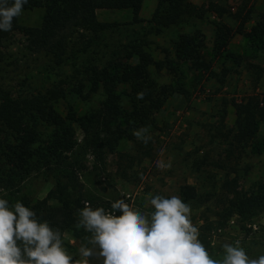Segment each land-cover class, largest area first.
<instances>
[{
    "label": "trees",
    "instance_id": "16d2710c",
    "mask_svg": "<svg viewBox=\"0 0 264 264\" xmlns=\"http://www.w3.org/2000/svg\"><path fill=\"white\" fill-rule=\"evenodd\" d=\"M251 1L254 3V0H244V7ZM143 2L28 0L23 7V11L36 8L44 11L40 27L35 28L34 51L51 58L50 67L57 70L54 72L57 77L47 88H36L26 93H16L0 86V189H3L0 198L8 200L10 206L20 201L33 209L38 220L48 221L53 229L60 230L62 240L67 230L85 240L91 235L83 227L76 228L79 210L85 202L83 183L73 176L65 175L68 181H64L62 175L57 176L55 188L39 199L22 192L21 185L42 170L55 173L57 170L59 174V165L78 144L76 123L92 153L104 162L106 152L113 151L121 139H131L134 131L152 126L156 114L171 96L188 93L189 88L182 78L176 79L175 83H160L152 76V68H166L180 75L184 72V62H188L190 69L203 73L212 70L217 57L228 55L240 64L244 56L229 49L235 33L243 35L255 46L264 45V11L249 25L254 14L253 4L245 16L242 15L245 8L239 10L233 14L239 22L237 27H233L222 20L231 10L210 3L209 6L217 13L210 52L206 51L203 35L198 30L180 32L173 39L174 58L171 59V52L166 51L163 60H156L149 50V36L203 19L207 7L191 0H158L152 16L146 20L140 15ZM99 9H128L132 12L130 23L147 24L142 32L135 30L127 42L105 52L102 56H107V53L108 56L102 63H99L102 56H98L99 51L94 46L100 45L104 36L116 30L120 23L100 20L97 15ZM19 22L20 16L13 20L12 28ZM5 33L0 31V36ZM67 67L70 73L65 71ZM249 69H257L258 83L264 69L257 63H251ZM229 71L225 68L223 75ZM211 72V75L219 76L215 71ZM219 79L222 80L221 77ZM102 87L105 97L101 107L83 116L78 117L74 109L64 116L57 108V103L70 93L87 100ZM141 92L144 98L137 99ZM233 105L236 110L235 127L226 135L231 154L245 151L253 145L264 120V104L259 95H250ZM222 187L235 197V201L224 208L228 219L237 215L250 220L264 205V177L255 182V189L251 192L239 190L237 178H226ZM180 194L184 201L200 197L196 187L189 184L181 187ZM92 205L93 208L103 207L105 211L108 208L103 203L93 202Z\"/></svg>",
    "mask_w": 264,
    "mask_h": 264
},
{
    "label": "rangeland",
    "instance_id": "374dc122",
    "mask_svg": "<svg viewBox=\"0 0 264 264\" xmlns=\"http://www.w3.org/2000/svg\"><path fill=\"white\" fill-rule=\"evenodd\" d=\"M191 1L206 5L204 18L171 27L160 35H150L149 50L156 60H163L166 51L171 52V59L174 58L173 39L180 32L198 30L203 35L206 51L210 52L214 21L217 19L210 3L231 10L222 20L233 27L239 23L233 16L239 10L245 8L242 14L245 16L253 4L254 14L249 25L264 11V0L251 1L247 7L243 5L244 0ZM157 3L158 0H144L141 17L149 19ZM43 13L41 8L22 11L20 22L0 36V86L16 93H26L36 88H47L56 79V69L50 67L51 58L34 51L35 28L40 27ZM97 15L102 21L120 23L116 30L104 36L100 45L94 46L100 57L121 42H127L135 30L142 32L147 25L146 22L130 23L132 12L128 9H99ZM229 49L236 55L244 56L243 62L238 64L229 55L217 57L211 71L219 76L211 75V71H194L189 68L188 62H184V72L180 75L166 68H152V76L158 82L175 83L176 79L182 78L189 91L185 95L175 93L156 114L154 124L144 133L151 137L147 144L135 135L131 139H121L113 151L106 152L104 162H100L86 144L84 133L76 123L78 144L59 165V174L57 170L56 173L52 170L36 172L21 185L22 192L34 199L43 198L55 188L57 176L62 175V179L68 181L65 175H69L83 183L85 201L92 207L93 202L103 203L108 207L106 212H111L112 203L124 199L134 210L150 215L154 211L151 197L175 195L182 199L181 187L193 185L200 197L191 201L182 200L190 205L191 220L199 229V240L213 259L222 260L225 254L223 244H235L237 240L250 258L264 255V205L250 220H243L237 215L228 219L224 208L234 202L235 197L222 187L226 178H237L239 190L251 192L255 189V182L264 177V120L260 123L253 145L245 151L231 154L226 138L235 127L234 102L259 95L264 104V74L257 83V69H249L251 63H257L264 69V45L255 46L243 35L235 33ZM107 56H102L99 63L104 62ZM225 68L230 71L224 76ZM65 71L70 73L68 67ZM104 94L103 87L87 100L70 93L57 103V108L64 116L74 109L80 117L100 108ZM125 106H128L127 102ZM157 162L170 164V167L160 169ZM115 214L122 213L117 211ZM91 236L92 233L85 240L67 230L63 246L70 255L79 258L81 245L94 247L89 243ZM90 264H102V261L93 257Z\"/></svg>",
    "mask_w": 264,
    "mask_h": 264
},
{
    "label": "clouds",
    "instance_id": "9594fccd",
    "mask_svg": "<svg viewBox=\"0 0 264 264\" xmlns=\"http://www.w3.org/2000/svg\"><path fill=\"white\" fill-rule=\"evenodd\" d=\"M28 0H0V31H11ZM138 93L137 99H143ZM147 129L134 131L145 144L151 139ZM157 167H170L157 162ZM3 191V189H0ZM154 211L145 215L124 199L112 203L111 212L93 208L87 201L79 210L76 228L92 233L81 245L79 258L63 246L62 234L36 212L17 201L0 198V264H90L96 257L102 264H264V255L250 258L240 241L223 244L224 258L213 259L199 240V229L191 220V207L179 196L151 197ZM122 213L116 215V212ZM98 249V250H97Z\"/></svg>",
    "mask_w": 264,
    "mask_h": 264
}]
</instances>
